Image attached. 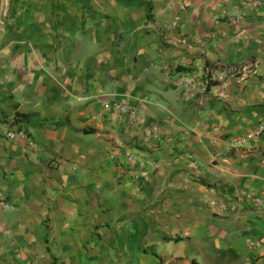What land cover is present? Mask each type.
I'll list each match as a JSON object with an SVG mask.
<instances>
[{
    "label": "crops",
    "instance_id": "0c3cea01",
    "mask_svg": "<svg viewBox=\"0 0 264 264\" xmlns=\"http://www.w3.org/2000/svg\"><path fill=\"white\" fill-rule=\"evenodd\" d=\"M245 1L0 0V264H255L264 136L236 141L264 118V2Z\"/></svg>",
    "mask_w": 264,
    "mask_h": 264
},
{
    "label": "built area",
    "instance_id": "2783aa9c",
    "mask_svg": "<svg viewBox=\"0 0 264 264\" xmlns=\"http://www.w3.org/2000/svg\"><path fill=\"white\" fill-rule=\"evenodd\" d=\"M264 0H246L244 2V5L249 7L250 9H258ZM235 19V17H234ZM236 19H238L236 17ZM254 63L249 62L244 67H239L235 64H230L226 66H222L221 69L213 71L211 68L206 67L205 68V74L203 76L202 80H197L192 74L188 72H183L179 74V82L181 85L189 92L190 95H193L199 88H206L210 81L216 80L221 81L223 79H226L227 77L231 76H238L242 73H252L255 70L253 69ZM116 109L121 113H127L129 115H134L135 111L128 108L126 105L117 103L115 105ZM160 126L153 127L154 132H159ZM264 136V118L258 122V124L249 130L246 134L241 136L236 141V147H242L246 149L250 143L257 144L258 141ZM160 137V135H159ZM6 138L12 142V143H19L21 141H26L27 144L31 147H35V141L24 131V130H9L6 133ZM159 140H162V138H159ZM251 147V146H249ZM132 176L134 179L139 180L141 178V174L138 171H134L132 173ZM256 202L258 203L259 200L257 199ZM8 203L3 204V208L7 207ZM249 244L253 247H259L261 251L263 252L262 255L257 258L255 261V264H264V237H261L258 239V241H249ZM196 264V263H194Z\"/></svg>",
    "mask_w": 264,
    "mask_h": 264
},
{
    "label": "trees",
    "instance_id": "16d2710c",
    "mask_svg": "<svg viewBox=\"0 0 264 264\" xmlns=\"http://www.w3.org/2000/svg\"><path fill=\"white\" fill-rule=\"evenodd\" d=\"M118 3L120 4H123L125 6H129L131 4H133L135 2V0H117ZM137 4L139 6H147L148 9H151V5L150 3H146L144 1H137ZM217 83L216 82H212L210 81L209 82V85L207 86V89L212 86V85H216ZM2 114H4V112H2ZM30 116L28 114H21V113H18V112H15L14 114V122H20L21 124L24 123L25 125H30ZM44 123V122H43ZM43 123H37L35 124L34 126H40L42 125ZM53 125H61L59 122H56V123H52ZM77 131H81V132H86V129H82V130H77Z\"/></svg>",
    "mask_w": 264,
    "mask_h": 264
},
{
    "label": "rangeland",
    "instance_id": "374dc122",
    "mask_svg": "<svg viewBox=\"0 0 264 264\" xmlns=\"http://www.w3.org/2000/svg\"><path fill=\"white\" fill-rule=\"evenodd\" d=\"M5 13H6V12H5ZM7 14H8V13H7ZM7 14H5V16H4L5 18H7V16H8ZM233 18H234V17H233ZM234 20H235V19H234ZM58 42H60V41H59V40L57 41V43H56V48H59V49H60V47H59V43H58ZM135 180H136V179H135Z\"/></svg>",
    "mask_w": 264,
    "mask_h": 264
}]
</instances>
